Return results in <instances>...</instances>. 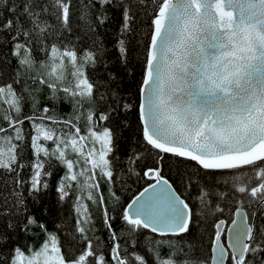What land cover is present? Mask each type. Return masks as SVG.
Returning <instances> with one entry per match:
<instances>
[{
	"label": "snow or ice",
	"instance_id": "6c2138e0",
	"mask_svg": "<svg viewBox=\"0 0 264 264\" xmlns=\"http://www.w3.org/2000/svg\"><path fill=\"white\" fill-rule=\"evenodd\" d=\"M146 3L80 0L77 19L85 33H95L109 20V7H121L124 35L132 30L137 14L133 7ZM0 4L7 5L6 10L0 8V65L11 64L3 51L6 47L16 61L10 82L4 81L0 70V237L13 228L45 234L39 248L0 244V264H149L145 256L129 252L121 243L125 234L134 236L141 230L161 237L145 239L154 264H207L203 259L194 261L191 246L182 245L197 213L163 175L166 156L219 173L229 187L227 192L201 187L195 197L201 209L209 207L211 197L233 196L235 216L227 245L222 242L225 221L214 224L213 264L225 260L264 264V223L254 224L251 217L256 213L244 210L245 203L264 207V0H151V14L145 12L149 39L135 107L143 142L155 155L149 153L152 164L145 163L141 172L136 167L143 154L134 153L126 161L129 176L149 183L120 211L119 232L113 228L117 208L109 212L108 207L119 204L115 185L123 186L124 180L116 169L112 125L114 114L133 105L115 90L97 96L101 82L87 70L100 62L103 49L96 48L98 38L82 51L72 41L48 43L53 33L60 37L73 30L70 0H0ZM117 50L126 64L123 39ZM36 52L43 58L38 59ZM108 76L115 79L111 73ZM59 102L70 104L72 111L59 115ZM26 103L31 105L27 113ZM28 149L31 159H25ZM53 162L63 170L56 187L59 201L72 200L75 216L67 251L57 232L28 214L27 196L35 197L49 186L46 178L52 175ZM93 208L99 209L108 235L107 255L103 241L95 236ZM209 211L224 209L217 203ZM160 245L170 250L166 256Z\"/></svg>",
	"mask_w": 264,
	"mask_h": 264
},
{
	"label": "trees",
	"instance_id": "16d2710c",
	"mask_svg": "<svg viewBox=\"0 0 264 264\" xmlns=\"http://www.w3.org/2000/svg\"><path fill=\"white\" fill-rule=\"evenodd\" d=\"M70 4L72 6L73 19L76 21V23L73 24V30L71 32H64L60 37H57V35L53 33L48 43L57 40L63 42L72 41L82 51L84 48L91 47L93 41L98 38L99 44L96 45V48L102 46L103 49L99 58L100 62L95 69L89 68L87 70L92 79L101 82L98 85L97 96H99L100 93L106 92L110 94L112 90H115L124 100H127L133 105L132 109L127 112L114 114L115 122L112 125L116 132L115 156L118 158L116 169L118 173L123 174L124 180L123 186L119 183L115 185V190L120 196L119 204L112 205L109 203L108 207L109 212L112 211L114 206L117 208V219L113 222V228L119 232L123 227L122 221L119 219L120 211H122V208L126 206L141 189L147 186V183H149L146 179H138L135 175L129 176L127 173L126 161L128 157L134 153L143 154V158L139 162L140 166L136 167V171L141 172L145 163L149 166L152 164L149 153L151 152L152 156L155 155L150 147L143 142L135 107L138 102L136 90L138 87L137 81L140 79L141 73V59L144 45L149 39L150 19L149 15H146L145 12L147 11V13L151 14L153 5L151 4V0H147L145 5L134 6L133 12L137 14L131 25L132 30L121 35L120 26L123 22L121 7H109V20L104 25L98 26L95 33H85L83 30L84 26L77 19L80 15V0H70ZM0 8L6 10L7 5L0 4ZM48 19L50 23H56L54 17L49 16ZM94 19L95 10H93V20ZM77 37H80V39L77 40ZM120 39L125 41V46L128 50V61L126 64L122 63L119 59L117 42ZM3 51L7 58L11 60V64L0 65V70H3L5 73L3 78L4 81L10 82L9 77L16 68V61L11 57L7 47L4 48ZM35 55L38 59L43 58V53L36 52ZM105 64L107 65V70H105ZM109 73H111L115 79L109 80ZM28 83L31 84L30 81ZM21 86L22 85H16L18 89ZM44 102L45 100L42 99V105ZM98 107H104V105L98 103ZM57 108L61 116L72 111L71 105L65 102H59ZM30 110V103H26L25 112H30ZM25 159H31L30 149L26 150ZM161 169L165 178L169 179L170 183H173L178 193L192 206L193 211L197 213L192 223L191 234L184 237L182 245L184 247L191 246V257L194 261L203 259L207 261V264H210L211 240L214 238L215 233L214 224L219 220H224L225 225H227L233 218L236 205L233 196L229 194L225 200H218L216 197H211L209 207L201 209L199 201H197L195 197L199 194L201 187L215 186L218 191L226 192L229 191V187L223 184V178L219 173L205 172L203 169H199L194 162L180 158L166 156L164 163L161 165ZM49 171L52 172V175L46 178L49 185L46 189L37 193L35 197L27 196V192H25V196H27L28 214L36 217L41 223H44L49 231L57 232L61 243L64 245V250L67 251L71 245L70 234L74 231L75 225L72 200L60 202L56 192L58 177L62 175L63 170L53 162ZM28 173L29 170H24L25 178H27ZM104 189L105 196H107V185L104 186ZM217 203H219L224 211L211 214L209 209H214ZM244 209L249 214L253 212L256 213L254 216V224L259 225L264 223V207L256 203L250 206L245 203ZM92 211L95 223V236L103 241L105 245L103 251L107 255L109 251V240L107 232L103 227L100 211L96 208H93ZM252 218L253 217H251V219ZM12 222L16 223L15 220ZM20 228H22V225ZM0 231H3L2 226H0ZM44 238L45 234L39 229H30L28 232H24L13 228L8 229L4 233V236L0 237V244H9V247H23L24 245H28L39 248ZM146 238L151 240L161 239V237L148 230H141L139 234L134 236L125 234L122 237L121 243H126L129 252L135 250L137 254L145 256L149 264H154L153 256L149 253L148 246L145 243ZM153 246L156 247L155 245ZM158 247L161 255L166 256L170 251L167 246L160 245ZM23 250L26 253L28 251L26 247L23 248ZM4 251L7 253V249Z\"/></svg>",
	"mask_w": 264,
	"mask_h": 264
},
{
	"label": "water",
	"instance_id": "95a60500",
	"mask_svg": "<svg viewBox=\"0 0 264 264\" xmlns=\"http://www.w3.org/2000/svg\"><path fill=\"white\" fill-rule=\"evenodd\" d=\"M143 190V189H142ZM141 190V191H142ZM139 194V193H138ZM137 194V195H138ZM131 202V200L128 202V203H130ZM127 203V204H128ZM234 216H235V211H234V214H233V218H234ZM252 220H253V223H254V217L252 218ZM232 225H231V221H230V223L227 225V227H226V229H225V231H224V240H225V242L222 240V242L225 244V245H227L229 242H230V237H229V234H228V229L231 227ZM223 229H224V226H223V228H222V232H223ZM212 256H213V250H212V248H211V250H210V264H213V261H212ZM227 263V260H225V264Z\"/></svg>",
	"mask_w": 264,
	"mask_h": 264
}]
</instances>
